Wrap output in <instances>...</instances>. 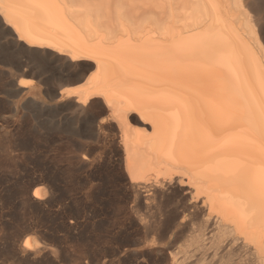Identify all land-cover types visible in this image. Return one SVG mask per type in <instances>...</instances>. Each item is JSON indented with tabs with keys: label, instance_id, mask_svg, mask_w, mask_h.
Masks as SVG:
<instances>
[{
	"label": "bare ground",
	"instance_id": "obj_1",
	"mask_svg": "<svg viewBox=\"0 0 264 264\" xmlns=\"http://www.w3.org/2000/svg\"><path fill=\"white\" fill-rule=\"evenodd\" d=\"M0 25L19 50L81 67L56 98L82 109L99 98L130 184L187 190L204 217L187 263L213 248L215 264H264V0H0Z\"/></svg>",
	"mask_w": 264,
	"mask_h": 264
},
{
	"label": "rangeland",
	"instance_id": "obj_2",
	"mask_svg": "<svg viewBox=\"0 0 264 264\" xmlns=\"http://www.w3.org/2000/svg\"><path fill=\"white\" fill-rule=\"evenodd\" d=\"M0 31V95L13 93L20 77L31 79L32 86L20 93L11 118H3L0 104V264L196 263L202 254L194 252L193 263H187L185 251L204 217L190 206L187 190L166 186L145 194L130 184L116 128L101 120L108 112L99 98L84 109L56 98L57 87L71 83L81 67L50 55L33 57L19 50L1 25ZM35 62H43L42 68ZM145 217L159 224L151 226ZM211 226L204 224L205 241ZM207 254L203 264L214 261V249Z\"/></svg>",
	"mask_w": 264,
	"mask_h": 264
},
{
	"label": "crops",
	"instance_id": "obj_3",
	"mask_svg": "<svg viewBox=\"0 0 264 264\" xmlns=\"http://www.w3.org/2000/svg\"><path fill=\"white\" fill-rule=\"evenodd\" d=\"M25 90L29 89H22L20 87L14 86V92H6L4 94L0 95V104L3 105L4 111H3V118L6 119V117L11 118V113L14 110V103L17 101V98L19 97L21 92H24ZM1 120V118H0ZM8 120V119H7Z\"/></svg>",
	"mask_w": 264,
	"mask_h": 264
}]
</instances>
